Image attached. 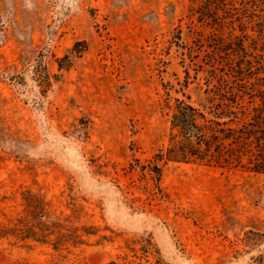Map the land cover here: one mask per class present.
Wrapping results in <instances>:
<instances>
[{
  "label": "rangeland",
  "instance_id": "rangeland-1",
  "mask_svg": "<svg viewBox=\"0 0 264 264\" xmlns=\"http://www.w3.org/2000/svg\"><path fill=\"white\" fill-rule=\"evenodd\" d=\"M191 4L0 0V264H264V174L170 163L159 190L141 170L168 141L167 87L209 107L240 82L230 29ZM253 19L264 89V5Z\"/></svg>",
  "mask_w": 264,
  "mask_h": 264
},
{
  "label": "trees",
  "instance_id": "trees-1",
  "mask_svg": "<svg viewBox=\"0 0 264 264\" xmlns=\"http://www.w3.org/2000/svg\"><path fill=\"white\" fill-rule=\"evenodd\" d=\"M191 1V16L196 18L192 22L196 20L206 27L221 32L230 29L232 41L227 51L235 52L240 58L239 61L243 62L235 70L240 82L216 87L215 97L209 107L194 104L186 95L183 98L174 97L170 89L166 88L167 96L163 101V109L170 121L168 141L156 151L147 164L142 165L141 169L145 176L147 174L151 176L159 190H161L164 167L170 163L201 164L222 168L241 167L264 174V89L255 88L249 83L251 76L247 75L257 72H254V61L249 58L252 54L245 44L250 35L245 33L244 20L250 17L255 21L253 18L257 15V7L264 5V0ZM260 23L257 21V24ZM237 25L243 35L238 36L233 33ZM263 32L264 30H260L262 38H264ZM177 37L178 40L182 39L181 30L178 31ZM179 43L177 42V45ZM253 47L264 51L263 46ZM86 50L87 46L79 50V53H84ZM65 58L69 59V56ZM259 64L262 65L261 62ZM261 67L260 70L264 69L263 66ZM60 68H63L62 61ZM37 77L41 87L45 89L52 87L50 73H41ZM261 79L264 80V77L258 80ZM136 161L140 162L139 159ZM24 200L38 213L42 210V201L37 199L36 195L30 193L24 197ZM10 233L16 235V232H6L5 235ZM31 233L28 232L21 238L36 239ZM144 252L150 254L152 250L144 249Z\"/></svg>",
  "mask_w": 264,
  "mask_h": 264
}]
</instances>
